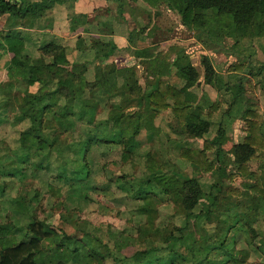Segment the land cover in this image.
<instances>
[{
	"label": "trees",
	"instance_id": "1",
	"mask_svg": "<svg viewBox=\"0 0 264 264\" xmlns=\"http://www.w3.org/2000/svg\"><path fill=\"white\" fill-rule=\"evenodd\" d=\"M67 1L0 0V72L7 76L0 84V128L22 125L17 145L0 149V216L8 205L28 218L26 224L0 220V264H236L239 255L247 264L250 250L264 259V0H150L156 14L165 4L194 32L201 60L196 64L179 44L160 50L168 39H156L153 27L146 37L152 34L159 50L138 47L139 62L127 67L121 88L112 81L117 64L95 51L101 38L80 37L76 59L54 39L27 47L32 40L22 28H46L52 9ZM113 1L123 13L126 0ZM218 54L236 60L223 68L212 57ZM231 74L240 77L232 81ZM210 96L206 107L201 98ZM237 120L246 128L232 155L225 145ZM95 152L102 191L116 196L99 208L125 206L133 226L61 214L54 228L37 214L38 193H7L27 168L41 177L58 162L55 177L79 210L99 203L87 194L99 191L92 184ZM156 153L176 162L159 158L152 166ZM113 155L133 171H110Z\"/></svg>",
	"mask_w": 264,
	"mask_h": 264
},
{
	"label": "rangeland",
	"instance_id": "2",
	"mask_svg": "<svg viewBox=\"0 0 264 264\" xmlns=\"http://www.w3.org/2000/svg\"><path fill=\"white\" fill-rule=\"evenodd\" d=\"M205 25L209 24L208 22H204ZM156 39L161 40L167 38L168 40L163 41L158 44L159 49L162 51H167L168 47L171 44H179L181 46H184L187 48V50L191 53L192 58L196 64L200 63L201 60V53L202 50L199 49L195 44L194 39V32L192 30H189L187 27L183 26L180 21V16L173 11H169L167 6L163 4L159 7V14L156 15ZM1 31V30H0ZM225 44L230 46L233 44V40H230L229 38L226 39ZM214 60L217 62H223L225 63V67L227 68L228 65L233 63L236 58L231 55H224V54H218L216 56H212ZM6 61V60H4ZM3 61V62H4ZM203 70V69H202ZM237 74H232L230 77V80L235 81L237 78H239ZM7 76L4 72H0V84L3 83L4 79H6ZM208 87V86H206ZM211 88V87H208ZM9 95L13 96L14 92H10ZM202 97V94H200ZM259 96H261L263 106H264V76H263V90L259 93ZM200 97V98H201ZM201 101L206 107H209L211 105L212 98L205 97L201 98ZM21 126H13L12 124H6L0 128V149L3 150L7 147L13 148L17 145V140L19 138L20 129ZM246 128V123L243 120H237V122L234 125L233 132H232V140L229 141L225 148L227 149L228 153L234 154V143H237L240 138L242 137L244 133V129ZM165 140V139H164ZM197 143L201 146H203L204 140L198 139L195 140ZM159 145V144H158ZM148 146V145H147ZM116 153V152H115ZM117 155V154H116ZM162 154L156 153L154 155L155 160L148 161V163L152 166L156 165L154 161H157V163H161L159 161V158L162 159ZM94 159L91 158L92 161L95 162V175H93V178L95 180L92 182V184L98 186L99 191L89 190L87 191L88 195L94 197L97 199V202H94L93 204L89 205L87 208L83 210H79V207L76 203H73L68 198L67 192V186H63L61 183H58V180L55 177L56 169L58 166V162L53 163L50 168L47 171H42L41 177H36L35 175L31 174L32 169L27 168V176L23 180H16L14 179V182L11 185H16V188L7 189V193L9 196H16L18 193L21 192V194H25L29 198L38 193L37 202H34V207L36 208L37 214L39 215L40 219H46L48 222L51 223V225L54 228H59L61 224H59V217L61 214H66L69 216L70 220H80L85 219L88 221H91L92 223H100V222H111L117 227H125L134 225L135 220L129 219V215L125 214V206H118L116 209L112 212L106 210L104 207L99 208L100 204L105 206H111L115 203L114 198L116 196L109 195L107 193H104L102 191V183L103 178H105V175L103 174L102 170H100L101 167V156L99 152H95L93 154ZM165 157V156H164ZM167 160L175 161L174 155L171 158L165 157ZM164 159V160H165ZM264 159V155H263ZM162 159V161L164 162ZM6 166H8L10 169V165L8 161H1ZM107 163H110L111 170L115 173L122 174L124 169L125 170H132L133 168L129 165H124V162L119 160L118 157L113 155L111 158H109V161ZM177 163H180V161H177ZM109 165V166H110ZM259 163L257 164V161H253L250 163V166L252 169H256L258 167ZM183 169H186V171H190L191 168L187 165H183ZM103 175V176H102ZM198 175L202 178H209L210 173L205 172H198ZM13 179V178H12ZM242 176L239 174L236 177V184L239 185L242 182ZM2 178L0 177V182H2ZM113 190L117 193L118 189L116 185L113 187ZM2 200H0V203ZM7 207V208H6ZM4 208H6L2 216H0V220L7 223H17L20 222L21 224H26L28 218L24 217L23 219L16 215L14 210L6 205ZM124 211V213H123ZM169 217H167L168 219ZM260 227L262 228L261 231H264V222L260 221ZM180 224V223H179ZM70 225H73L70 224ZM70 228V226H69ZM165 233L161 234L159 236V239L162 240L165 238ZM242 247V243L238 245V248ZM236 264H243L244 260L242 259V256L239 255V258L235 260ZM264 264V259L260 258L256 253L250 250L249 256L247 258V264Z\"/></svg>",
	"mask_w": 264,
	"mask_h": 264
},
{
	"label": "crops",
	"instance_id": "3",
	"mask_svg": "<svg viewBox=\"0 0 264 264\" xmlns=\"http://www.w3.org/2000/svg\"><path fill=\"white\" fill-rule=\"evenodd\" d=\"M125 2L124 12L119 13L118 5L113 0H69L64 4H57L52 9L45 21L46 28L25 27L21 31L31 38L32 43L27 44L31 50H35L36 45H41L45 40L54 39L63 44L69 57L74 59L81 55L78 48L80 37L86 40L89 37L103 39L102 44H94L95 51L99 57H106L107 61L117 64L112 81L121 88L125 83L127 67L139 62L136 56L138 47L159 50H154L156 45L153 43L152 34L146 37L155 27L157 9L150 0ZM143 37L146 39H142ZM109 39L113 40L117 47H114ZM8 57L11 58L12 54ZM139 67L143 69L142 66ZM156 70L152 69L149 74L153 77ZM86 76L90 81L94 80L92 70H89Z\"/></svg>",
	"mask_w": 264,
	"mask_h": 264
}]
</instances>
